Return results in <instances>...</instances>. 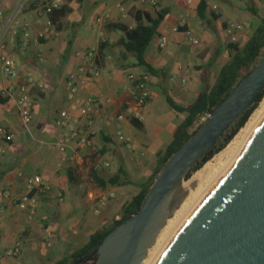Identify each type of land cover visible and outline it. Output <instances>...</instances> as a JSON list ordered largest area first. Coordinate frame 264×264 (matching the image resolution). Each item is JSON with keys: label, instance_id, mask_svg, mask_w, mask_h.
<instances>
[{"label": "crops", "instance_id": "obj_1", "mask_svg": "<svg viewBox=\"0 0 264 264\" xmlns=\"http://www.w3.org/2000/svg\"><path fill=\"white\" fill-rule=\"evenodd\" d=\"M150 1L1 0L0 40L16 63L18 77L7 76L0 64V90L30 81L33 99V120L27 128L14 100L1 94L0 126L14 138L7 142L0 136V192L10 184L13 197L4 201L0 253L18 239L22 243L21 255L5 257L1 264H55L86 244L93 233L120 219L124 205L150 179L159 153L172 142L185 119V114L170 106L167 96L181 105L195 103L213 85L227 60V44L248 40L259 24V17L250 9L264 15V0H210L204 19L197 13L199 0H154L167 14L145 53V61L156 70L153 74L125 53L120 44L124 32L105 29L106 23L118 20L135 25L129 11H150ZM51 2L66 5L68 11L57 35L39 39L48 19L43 7ZM176 10V19L169 21ZM105 15L108 20L99 23L97 19ZM233 21L248 27L229 34L227 26ZM176 26L178 31L173 30ZM186 30L198 37L199 44L189 42ZM161 37L167 38L165 45H161ZM102 42L106 43L103 56L96 64L103 70L101 75L81 84L78 94L71 97L66 77L85 62L86 52L97 49L98 53ZM38 53L44 61L38 60ZM130 71L150 75V96L139 111L140 127L131 120L135 109L128 91ZM87 97L96 98L99 107L90 119L79 114ZM62 110L73 115L74 126L94 127L98 157L92 155L78 167L64 162L58 165L61 155L55 145L53 121ZM120 113L124 119L117 118ZM119 132L131 138L132 148L118 141ZM117 172L132 184L101 187L92 176L108 179ZM34 175H40L55 196H41L36 216L30 217L16 207L15 198L24 191L25 178ZM58 194L64 201L57 199ZM100 195H107L109 201L97 213L93 197Z\"/></svg>", "mask_w": 264, "mask_h": 264}, {"label": "water", "instance_id": "obj_2", "mask_svg": "<svg viewBox=\"0 0 264 264\" xmlns=\"http://www.w3.org/2000/svg\"><path fill=\"white\" fill-rule=\"evenodd\" d=\"M264 91V56L159 170L141 208L110 230L93 264H140L166 220L173 189L206 159ZM156 264H264V108Z\"/></svg>", "mask_w": 264, "mask_h": 264}, {"label": "trees", "instance_id": "obj_3", "mask_svg": "<svg viewBox=\"0 0 264 264\" xmlns=\"http://www.w3.org/2000/svg\"><path fill=\"white\" fill-rule=\"evenodd\" d=\"M209 1L210 0H199L197 13L201 19L206 17ZM250 10L253 14L259 17V24L256 26L253 34L248 40L241 43L231 41L227 44L229 56L224 62L213 85L208 90L201 92L196 102L190 106L178 104L171 97L167 96V101L170 106L185 114V119L176 129L172 142L164 151L159 153L158 165L150 179L146 183H143L140 187V191L124 205L121 218L93 233L86 244L69 253L55 264H85L90 261V256L93 255L103 237L121 220L125 219L128 215L134 214L141 208L145 196L159 170L171 154H173L188 138H190L194 131L200 126L197 125L200 117L207 111L212 112V110L226 98V96L240 82V80L247 73H249L264 56V15L259 16L256 9L251 8ZM67 11L68 8L66 5H59L57 7H52L51 10L46 13L57 31L61 30L62 18L67 14ZM129 14L134 19L135 25H130L126 21L118 20L106 23L105 29L120 30L124 32V36L121 38L120 44L125 53L134 56L137 61V66H144L149 72L155 74L156 70H154L145 61V53L151 41L157 34L159 25L165 18L167 11L162 9L160 10L158 9V5H155L150 11L133 8L129 11ZM105 44V42H102L98 49L96 64L100 63ZM263 97L264 91L260 95L259 101L256 105L241 116L237 120L236 124L226 131L222 139L219 140L216 148L207 155L204 161L200 162L197 168L213 154L221 150L226 145L228 140H230V138H232V136L237 132V130L244 126V124L248 121L250 114H252V112L256 109L257 104ZM2 100L3 98L0 94V101ZM131 120L136 126H141L140 122L136 118L132 117ZM92 176L94 181L101 187H105L108 184L112 186L132 184L129 179L124 177L122 172H117L108 179L98 177L95 173L92 174Z\"/></svg>", "mask_w": 264, "mask_h": 264}, {"label": "built area", "instance_id": "obj_4", "mask_svg": "<svg viewBox=\"0 0 264 264\" xmlns=\"http://www.w3.org/2000/svg\"><path fill=\"white\" fill-rule=\"evenodd\" d=\"M1 4V0H0ZM157 5L156 1H150V6ZM59 6L57 2H51L44 5V12L47 13L51 10L52 7ZM124 11L123 7H120ZM2 10L0 9V16ZM108 16H102L97 19L99 23H105L108 20ZM245 22L233 21L228 23L227 32L232 34L234 31H241L247 28ZM174 31L179 30V26L173 28ZM57 30L53 26L51 20L48 18L47 22L38 33L39 39H50L57 35ZM189 42L193 45L199 44L200 40L194 35L191 30L185 31ZM167 41L166 37H161V45H165ZM224 54L228 57L229 50L225 49ZM96 56L97 49L89 50L86 52L84 58L85 62L78 67L75 72L69 73L66 77L65 84L67 90L71 97H75L78 94L79 87L81 84L86 83L87 80L95 78L101 75L102 69L96 65ZM38 60L44 61L41 53H38ZM0 64L4 73L12 78L18 77V72L16 68L15 61L7 54L5 44L0 40ZM128 77V91L130 97L133 101V109L135 114L133 115L138 121L142 120V115L140 114L141 108L147 102L150 91L148 88V83L150 81V75L147 73H137L130 71L127 74ZM0 94L11 98L14 100L17 112L20 116V119L24 126L27 128L30 126L33 120V99L30 93V81H25L18 83L16 86H9L5 89L0 90ZM98 102L94 97H87L84 99L83 104L79 108V114L90 119L98 112ZM212 112L207 111L202 115L197 123L201 125L209 117H211ZM118 119H124L125 115L120 113L117 116ZM73 115L67 111L62 110L58 117L54 119L53 124L56 127V138L55 145L59 150L61 155V161L59 166L62 163H69L73 167H78L83 165L86 160L94 156H99L100 148L96 144L97 131L94 127L89 126L87 128L77 127L73 124ZM91 121V120H90ZM0 136L7 142L12 141L14 138L12 133H9L7 129L3 126H0ZM116 138L120 143L125 145L127 148H132L133 143L131 138L124 133H117ZM105 165H109L108 161H104ZM41 196L54 197L55 195L51 192V186L48 183H45L40 175H34L31 177L25 178V188L24 191L20 193L15 198L16 207L20 211H24L30 217H34L38 211V204ZM59 201H64L62 194L56 195ZM11 185L8 184L4 190L0 192V221L3 216L5 207L4 201L7 199H12ZM109 201L107 195H100L98 197H93V206L97 213L104 209ZM22 253V243L18 239L12 246H9L0 253V264L2 259L5 257L17 258Z\"/></svg>", "mask_w": 264, "mask_h": 264}, {"label": "bare ground", "instance_id": "obj_5", "mask_svg": "<svg viewBox=\"0 0 264 264\" xmlns=\"http://www.w3.org/2000/svg\"><path fill=\"white\" fill-rule=\"evenodd\" d=\"M264 108V97L250 115L246 124L233 137L227 147L214 156L204 167L195 172L188 180H183L173 189L166 199L162 213L166 220L160 226V233L151 246L143 264H156L175 236L185 225L191 215L200 205V195L208 188L212 180L220 173L221 169L231 160L233 154L244 143L251 125Z\"/></svg>", "mask_w": 264, "mask_h": 264}, {"label": "rangeland", "instance_id": "obj_6", "mask_svg": "<svg viewBox=\"0 0 264 264\" xmlns=\"http://www.w3.org/2000/svg\"><path fill=\"white\" fill-rule=\"evenodd\" d=\"M179 12L176 10V11H173L172 12V14H171V16L169 17V21H173V20H175L176 19V16H177V14H178ZM259 104V103H258ZM258 104H257V106H258ZM256 106V107H257ZM251 115V114H250ZM250 117V116H249ZM249 119V118H248ZM246 124V123H245ZM244 124V125H245ZM243 127V126H242ZM241 127V128H242ZM241 128H239L238 130H237V132L232 136V138H230V140H228V142L226 143V145L221 149V150H219L218 152H216L215 154H213L210 158H208L200 167H198V168H196L188 177H187V179L186 180H188L195 172H197L199 169H201L202 167H204L214 156H216L217 154H219L222 150H224L226 147H227V145L230 143V141L233 139V137L239 132V130L241 129ZM130 189H132L133 190V188H130ZM142 262H143V260H142ZM140 263V264H143V263ZM94 263V261L93 260H90V261H88L87 263H85V264H93ZM67 264H70V263H67Z\"/></svg>", "mask_w": 264, "mask_h": 264}]
</instances>
